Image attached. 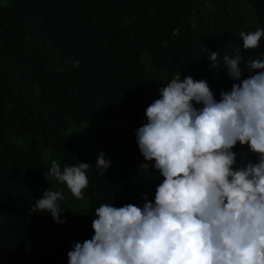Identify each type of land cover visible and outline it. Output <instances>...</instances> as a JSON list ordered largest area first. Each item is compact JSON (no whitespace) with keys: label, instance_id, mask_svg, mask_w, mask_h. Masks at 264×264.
I'll use <instances>...</instances> for the list:
<instances>
[{"label":"trees","instance_id":"1","mask_svg":"<svg viewBox=\"0 0 264 264\" xmlns=\"http://www.w3.org/2000/svg\"><path fill=\"white\" fill-rule=\"evenodd\" d=\"M257 27L264 0H0V264H67L71 244L93 235L100 204L141 206L145 194L152 201L163 178L135 142L145 108L178 71L206 79L219 99L234 82L223 55L244 58L242 78L244 61L264 55V37L255 49L241 47L239 32ZM209 50L218 51L217 68ZM71 124L107 139L104 174L94 167L101 150L63 135ZM118 139L127 142L123 153ZM45 147L61 165H90L88 200L76 208L63 197L62 224L32 212L43 190H55ZM233 151L240 165L257 160L238 143Z\"/></svg>","mask_w":264,"mask_h":264},{"label":"clouds","instance_id":"2","mask_svg":"<svg viewBox=\"0 0 264 264\" xmlns=\"http://www.w3.org/2000/svg\"><path fill=\"white\" fill-rule=\"evenodd\" d=\"M239 37L243 50L255 49L264 28L242 30ZM207 52L209 67L217 68L218 51ZM242 60L240 54L223 55L234 82L220 90L219 99L206 79L181 78L179 71L159 88L135 130L140 154L163 178L153 200L145 194L141 206L100 204L93 235L71 244L67 264H264V55L244 61V78ZM72 63L79 66V60ZM237 143L256 162L238 164ZM110 164L100 152L94 167L104 174ZM89 166L80 161L61 168L52 160L44 175L79 200ZM61 200V191L43 190L32 212L62 224Z\"/></svg>","mask_w":264,"mask_h":264},{"label":"rangeland","instance_id":"3","mask_svg":"<svg viewBox=\"0 0 264 264\" xmlns=\"http://www.w3.org/2000/svg\"><path fill=\"white\" fill-rule=\"evenodd\" d=\"M64 136H76L79 137L83 140V142L86 145L91 146L94 149L101 150L103 153H107V147H103V144L107 141L105 137L98 131L94 126H91L90 124H83L82 126H75V125H70L67 127V130L63 132ZM122 139V138H121ZM118 139L117 142L114 141L116 149L118 150L119 153H123L127 149V142L124 140ZM43 160L45 162V167H46V172L48 171V168L51 166V161L56 160L57 163H60V161L57 159V157L53 156L51 153L50 148H43ZM64 165H61V168ZM55 190H59L62 193V196L64 198H73L74 202L72 204L75 205L76 208H79L81 205H85L84 203L88 200V198H84L85 193L83 190V198L77 200L74 198L69 190L66 188V186L60 182H58L55 178L53 177H48Z\"/></svg>","mask_w":264,"mask_h":264},{"label":"bare ground","instance_id":"4","mask_svg":"<svg viewBox=\"0 0 264 264\" xmlns=\"http://www.w3.org/2000/svg\"><path fill=\"white\" fill-rule=\"evenodd\" d=\"M110 10V9H109ZM134 137V136H133ZM131 194V193H130ZM132 196V195H131ZM41 243V242H40ZM30 246V245H29ZM32 253V252H31ZM38 254V253H37ZM37 257V256H36Z\"/></svg>","mask_w":264,"mask_h":264}]
</instances>
